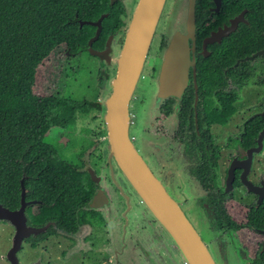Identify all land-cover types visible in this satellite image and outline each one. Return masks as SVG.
I'll list each match as a JSON object with an SVG mask.
<instances>
[{"label":"flooded vegetation","instance_id":"obj_1","mask_svg":"<svg viewBox=\"0 0 264 264\" xmlns=\"http://www.w3.org/2000/svg\"><path fill=\"white\" fill-rule=\"evenodd\" d=\"M193 12L194 42L192 50V40H189V53L193 54L194 63L193 67L188 66V79L180 97L176 100L174 96L166 95L160 100L151 124L153 143L148 146L150 150L145 151L133 144L140 153L139 149L144 150L142 156L179 204L188 201L186 205L194 221L209 228L210 235L204 240L205 244L214 246L221 261L227 253V250L223 253V246L240 259L246 255L247 249L236 244L237 230L245 227L259 232L261 238L256 241L247 263L254 264L252 260L264 238V225L250 227L243 223L249 207L264 202V131L257 140L258 132L264 128V0H194ZM122 23L125 22L122 20ZM114 31L112 49L116 42L121 45L124 33L119 26ZM118 31L123 33L116 37ZM103 45L104 42L93 46L99 48ZM83 50L88 52L86 48ZM65 51L74 55L66 47ZM90 54L104 63H110L113 50L109 61ZM198 61L203 67L214 68L216 79L212 77L209 82L196 80ZM153 68L154 61L152 71ZM97 74H101L99 83H102L105 72L98 70ZM250 79L260 87L258 96L246 101L237 127L226 130L220 140L219 127L214 129V124L222 123L208 120L206 114L220 107L222 101L233 93L232 115L236 110L234 101L238 98L239 88ZM224 93L228 94L227 97H220ZM247 121L254 128L250 135L244 128ZM144 130L141 128L139 132ZM129 135L134 140V135ZM258 141L260 146L255 149ZM82 145L81 167L87 170L80 182L84 187L83 197H76L72 190L71 196L56 197L44 188L40 189L39 194L42 195L39 197L34 194L33 188L22 183L25 223L30 226L45 223V226L22 237L15 250L19 263L171 264L169 244L165 242L162 226L144 203L137 209V202L143 201L113 157L107 156L102 167L86 166L87 150L86 145ZM79 146L70 150L75 151ZM224 146L228 147L227 156L220 172L218 160ZM248 152L249 162L245 159ZM255 153L262 154L259 157L263 166L256 164L253 167ZM163 162L173 163L177 171L162 167ZM231 164L233 175L225 188ZM247 179L252 184L251 189L246 187ZM19 181L17 192L13 195L14 202L5 205L9 208L19 204ZM77 182L75 179L71 183ZM184 185L195 190L192 196L183 189ZM237 188L244 197L249 195L247 200L241 197L244 200L243 221L234 219L224 208ZM144 210L149 212V217H145ZM0 221L10 227L7 248L12 242L14 225L5 218H0ZM233 222L237 223L236 227H233Z\"/></svg>","mask_w":264,"mask_h":264},{"label":"trees","instance_id":"obj_2","mask_svg":"<svg viewBox=\"0 0 264 264\" xmlns=\"http://www.w3.org/2000/svg\"><path fill=\"white\" fill-rule=\"evenodd\" d=\"M101 28L93 45H102L106 35L122 23V4L119 0H0V202L13 203L18 181L33 188L36 196L40 189L50 190L56 197H83L80 182L87 171L81 167L83 145L77 150H66L72 143L57 142L46 135L52 126H66L60 116L62 108L87 112L100 107L97 100L69 95L37 93L32 89L35 67L59 43L76 53L85 49L87 38L95 24L78 18L94 19L99 12ZM196 80L209 82L216 79L215 69L196 63ZM217 69V68H216ZM219 70V69H218ZM100 82V79L98 80ZM226 93L220 97H227ZM225 98L221 106L209 110L207 119L223 123L234 106ZM246 122L247 134L254 132ZM78 180L76 184L71 183ZM30 181V182H28ZM55 190V191H54ZM72 190V191H71ZM36 191V192H35ZM50 192H48L49 194ZM42 211H44L42 209ZM47 211V210H45ZM250 227L264 225V202L252 205L246 211L244 223ZM237 223L233 222V227ZM254 264H264V246L254 256Z\"/></svg>","mask_w":264,"mask_h":264},{"label":"water","instance_id":"obj_3","mask_svg":"<svg viewBox=\"0 0 264 264\" xmlns=\"http://www.w3.org/2000/svg\"><path fill=\"white\" fill-rule=\"evenodd\" d=\"M119 1L123 6L125 5V0ZM193 2L194 0H174L169 11L167 32L155 56L151 74L152 86L146 99L144 112L150 118H153L157 112L158 104L164 96H174L176 100L179 99L188 79V66L193 67L194 56L189 53V40H192V50L194 42ZM162 3L163 0H135L127 23L119 25L124 33L119 50L114 57L115 71L109 78L110 89L103 100L102 110L107 150L144 205L175 242L185 263L217 264L179 202L166 190L164 182L153 172L142 154L135 148L128 132V102L148 51ZM105 13V11L99 12L94 19H78L79 24L82 22L95 24L94 32L86 40V50L99 59L109 61L115 31H110L106 35L102 47L92 45V41L101 28V18ZM125 13L126 10L123 7V12L120 13L123 21H125ZM263 131L264 128L258 132L257 140ZM259 146L260 141L254 148L258 149ZM245 159L249 162L250 152ZM232 175L233 164L228 168L225 188L230 184ZM22 181L23 175L20 176L19 204L16 207L9 208L0 202V218H5L14 225L12 242L4 252L5 258L11 264H21L17 260L15 250L22 237L31 230L36 232L45 226V223L38 226L25 223L22 209L24 204ZM246 183V187L251 189V182L247 179ZM263 246L264 238L260 242L259 250ZM216 257L220 259L219 254Z\"/></svg>","mask_w":264,"mask_h":264},{"label":"rangeland","instance_id":"obj_4","mask_svg":"<svg viewBox=\"0 0 264 264\" xmlns=\"http://www.w3.org/2000/svg\"><path fill=\"white\" fill-rule=\"evenodd\" d=\"M173 1L174 0H163L148 51H146V55L143 60V66L141 67L139 76L131 92L128 104V132L132 136L134 135V140H132V142L136 146L144 148L145 151H149L150 149H148V146L153 143L151 134V130L153 128L151 126L153 118L148 117L144 112L147 103L146 99L148 96V91L152 86L151 65H153L157 51L160 48V42H162L165 38L167 32L166 23L170 13L169 11L172 8ZM134 3L135 0H125V5L123 6L126 10L125 23L128 21L130 16L129 13ZM122 33V31L116 32V37L121 36ZM119 43L120 42H116L114 45L111 62L104 63L96 59L94 55H91L85 50H81L74 53V55H70L65 51L64 43L61 42L50 49L35 67L32 89L37 93L69 95L75 98L85 97L88 99L97 100L99 102L100 107L98 109L89 108L87 112H80L79 110L72 111L67 107L62 108L60 111V116L68 122L67 125L60 127L52 126L46 131V135L54 137L57 142H63L64 144L65 141L72 140L73 142L66 146L69 150L75 149L78 145H86V166L96 165L97 167H102V165L105 163V159H107V156H109L106 143V131L102 119V110L103 100L110 88L108 79L113 75L114 72V57L116 55V50L119 49ZM98 70H102L106 74V77L102 83L98 82L99 78H101V74H97ZM98 75H100V77H98ZM259 89V85L254 83L252 79L246 81L244 85L240 86L239 95L237 96L238 98H236L234 101L236 110L224 123L219 125L217 123L214 124V129L219 127L218 133L221 136L219 137L220 140H222V136L226 130L237 127L236 123L239 120V117H241L242 107L246 101L255 97L256 95L258 96V91H260ZM141 128L145 130L141 131L140 133L139 130ZM227 148L228 147L226 146L221 148V153L218 160L220 172H222V167L226 162ZM139 150L141 153H144L143 149ZM260 155L262 154H254L253 167H255L256 164H262L263 160L259 157ZM161 166L166 167L168 170L172 169V172L177 171L173 163L163 162ZM183 189L187 193H190L191 196L195 192V190H192L190 186L184 185ZM239 193V189L235 190L232 198L229 200L230 202L227 203V206H224V208L229 210V215H232L234 219L243 221L244 213L242 202L247 200L249 195L244 197ZM241 197L244 200L241 199ZM137 203V209H140L141 206L143 207V202L140 201ZM186 203H188V201L184 200L180 203V206L204 241L206 238H209L210 230L206 226L201 225L198 221H194L191 210L188 208ZM143 212L145 213V217H149L148 211L144 210ZM161 229L163 231V236H165V242L168 245L170 236L167 234L165 229H163V227H161ZM9 231V224L4 221H0V264H9L3 253L8 244ZM236 235L238 238L236 240V244L243 249H247L246 255L244 254L240 259L230 254L228 248L223 246L222 251L227 250V253L224 255V260L221 261V257L220 259L216 257L218 254H216L214 246L212 244L207 245L217 264L248 263L249 258H251L252 252L255 249L256 241L261 238V234L254 230L251 231L249 228L241 227V229L236 231ZM167 248L171 258V264H186L175 245H168Z\"/></svg>","mask_w":264,"mask_h":264},{"label":"built area","instance_id":"obj_5","mask_svg":"<svg viewBox=\"0 0 264 264\" xmlns=\"http://www.w3.org/2000/svg\"><path fill=\"white\" fill-rule=\"evenodd\" d=\"M168 244L171 245V246H174L175 245V242L170 238ZM183 261L185 262L184 259H183Z\"/></svg>","mask_w":264,"mask_h":264}]
</instances>
